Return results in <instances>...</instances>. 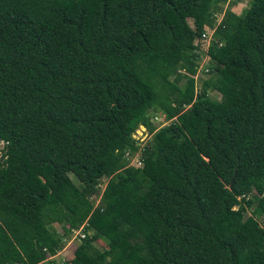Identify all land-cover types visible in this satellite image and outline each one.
Instances as JSON below:
<instances>
[{
    "label": "trees",
    "instance_id": "trees-1",
    "mask_svg": "<svg viewBox=\"0 0 264 264\" xmlns=\"http://www.w3.org/2000/svg\"><path fill=\"white\" fill-rule=\"evenodd\" d=\"M218 1L0 0V264H64L49 216L69 264H264V0Z\"/></svg>",
    "mask_w": 264,
    "mask_h": 264
},
{
    "label": "rangeland",
    "instance_id": "rangeland-1",
    "mask_svg": "<svg viewBox=\"0 0 264 264\" xmlns=\"http://www.w3.org/2000/svg\"><path fill=\"white\" fill-rule=\"evenodd\" d=\"M232 1H235L234 4L232 3ZM249 3V0H224L223 2L218 1L217 2V12L215 13V22H218L221 18L222 12L224 11L225 8H229L232 10V12L234 13H240V11L242 9H244L245 7H247ZM188 24L191 25V20L188 19ZM209 40L210 36H209ZM208 40V41H209ZM207 40H205L203 42V48H205V45L208 43ZM200 61H199V66H198V72L196 73V75L194 76V80H195V88L196 90L199 88L200 83L202 81V79L207 78L208 73H204V70L202 71L201 68H203L205 66V62L206 60L203 53H201L200 56ZM208 96L216 101L217 103L219 102V94L214 92V91H209L208 92ZM157 113L156 116L155 114ZM160 112H155L154 108L151 107V109H149V115L152 116L151 117V124L154 126V130H157L159 127L165 125L167 122H164L161 118V115L159 114ZM151 133H149L147 131V129L141 125L137 126V128L134 130V132L131 135V138L134 140L135 142V148L133 149H129V150H125V151H129L128 155L125 159V162L128 165H136V157L138 155V151L140 150V148L146 144L148 141H150L151 138ZM0 148H1V143H0ZM70 178L72 179L73 182H75L77 184L76 179L69 175ZM106 178H102L100 180V184H99V191L98 194L95 195L94 197L92 196L91 198L93 199V204L96 205L99 199V195L100 192L106 182ZM249 214V211L247 210V212H245L244 216H247ZM258 221L260 222V219H258ZM48 222H49V228L53 231H55V233H57L60 237H62V246L60 248V250L52 257H48L46 259V261H55V262H64V264H69L68 261L69 259L72 257V252L73 249L75 248L76 244L79 242V235H78V230H74L72 231L69 235H63L62 229L60 224L54 222V220L52 219V217H48ZM94 245L99 248L102 249L103 248V242L100 240H97L94 242ZM42 264H47V262H44Z\"/></svg>",
    "mask_w": 264,
    "mask_h": 264
},
{
    "label": "built area",
    "instance_id": "built-area-1",
    "mask_svg": "<svg viewBox=\"0 0 264 264\" xmlns=\"http://www.w3.org/2000/svg\"><path fill=\"white\" fill-rule=\"evenodd\" d=\"M211 32H212V30H205L203 33H201V35H200V40H201V42H204L205 40H209V36L211 35ZM207 69L205 68L204 69V72L206 71ZM156 116H159V115H157V114H155ZM141 149V148H140ZM127 150H129V149H127ZM128 152L129 151H125L124 152V156H125V159H126V157H127V155H128ZM136 165H133V166H136V167H139V166H141V160H140V157H139V151H138V155H137V157H136ZM128 165V164H127ZM81 236H82V234H81Z\"/></svg>",
    "mask_w": 264,
    "mask_h": 264
},
{
    "label": "water",
    "instance_id": "water-1",
    "mask_svg": "<svg viewBox=\"0 0 264 264\" xmlns=\"http://www.w3.org/2000/svg\"><path fill=\"white\" fill-rule=\"evenodd\" d=\"M230 183H231V182H230ZM230 183H229L228 187L230 186Z\"/></svg>",
    "mask_w": 264,
    "mask_h": 264
},
{
    "label": "crops",
    "instance_id": "crops-1",
    "mask_svg": "<svg viewBox=\"0 0 264 264\" xmlns=\"http://www.w3.org/2000/svg\"><path fill=\"white\" fill-rule=\"evenodd\" d=\"M232 11V10H231ZM235 14H237V13H235Z\"/></svg>",
    "mask_w": 264,
    "mask_h": 264
}]
</instances>
